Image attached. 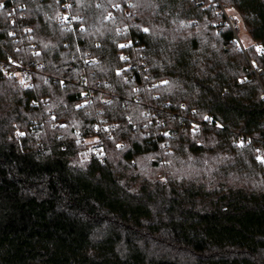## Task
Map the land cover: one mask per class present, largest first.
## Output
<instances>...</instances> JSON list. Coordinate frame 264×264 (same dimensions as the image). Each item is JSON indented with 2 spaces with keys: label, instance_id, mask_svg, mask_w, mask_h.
I'll use <instances>...</instances> for the list:
<instances>
[{
  "label": "trees",
  "instance_id": "16d2710c",
  "mask_svg": "<svg viewBox=\"0 0 264 264\" xmlns=\"http://www.w3.org/2000/svg\"><path fill=\"white\" fill-rule=\"evenodd\" d=\"M218 2L264 50V0H0V264H264V52Z\"/></svg>",
  "mask_w": 264,
  "mask_h": 264
},
{
  "label": "built area",
  "instance_id": "2783aa9c",
  "mask_svg": "<svg viewBox=\"0 0 264 264\" xmlns=\"http://www.w3.org/2000/svg\"><path fill=\"white\" fill-rule=\"evenodd\" d=\"M194 3H201L202 0H193ZM232 10V8H226L224 5L220 4L218 2V10L217 13L219 14H223L225 17V21L226 24L229 26V28L231 29L233 35H234V39L238 44V48L245 51L246 48H244L242 46V43L240 42L239 39V20L238 18H236L233 14H230L229 12ZM9 15H11L12 11L9 10L7 12ZM109 16H111V13L109 14ZM81 16L76 15L73 11H72V3L71 0H60V8L58 13L56 14L55 20L56 23L65 28V29H73L75 28V24H76V20L81 19ZM80 29H82V27H79ZM146 28H142L143 32L145 31ZM11 35H14V32L11 33ZM16 40V38H15ZM129 42H122L120 46L123 45V47L128 46ZM99 43L96 42L95 43V47H98ZM257 51H261L264 52V50L259 46V44L257 43H253L252 45ZM33 47V45H32ZM18 49V47H16ZM16 49V50H17ZM119 58L121 59H126L128 58V53H125L123 51H121L119 53ZM7 64H2L1 65V69H3L4 71H6L8 76H14L16 77L24 87L26 88H32L34 86V79H33V70L24 66L22 61L18 58H14L11 54H9L7 56ZM128 68H131L130 64H126L125 66H123V70H126ZM258 72H261V69L258 70ZM124 78L127 81L131 80V76L129 75H125ZM90 89L89 86L87 87V90ZM85 91L82 95L83 96H88V91ZM91 94L88 96V98L84 101V102H90L91 100ZM46 100V99H44ZM100 101L101 102H107L108 101V97L106 96H101L100 97ZM37 104V102H34L33 105ZM101 109H98L97 112H100ZM54 118V116H53ZM59 125H65V121L61 120L58 122ZM36 128V124L34 123L32 125V129ZM193 131L197 130V125L193 124L192 128ZM94 131L95 133L90 135L89 137H85L82 140V144H84V151L95 157V158H100L102 153H103V147H102V141H101V134L102 133H108V136L110 137L109 134V126L107 125H99V124H95L94 126ZM19 136L18 133H15V137L17 138ZM243 142V137H238L237 138V143L241 144ZM258 153L256 152V155Z\"/></svg>",
  "mask_w": 264,
  "mask_h": 264
},
{
  "label": "rangeland",
  "instance_id": "374dc122",
  "mask_svg": "<svg viewBox=\"0 0 264 264\" xmlns=\"http://www.w3.org/2000/svg\"><path fill=\"white\" fill-rule=\"evenodd\" d=\"M108 13H111V11H109ZM229 13L233 14L239 20V39H240V42L242 43V46L244 48L249 47L250 45H252V41L245 31V28L242 24L241 19L239 18V16L237 15V13L233 9ZM147 161H148V159H146V160L141 159L139 161V164H141L142 166L145 167L147 165Z\"/></svg>",
  "mask_w": 264,
  "mask_h": 264
},
{
  "label": "snow or ice",
  "instance_id": "6c2138e0",
  "mask_svg": "<svg viewBox=\"0 0 264 264\" xmlns=\"http://www.w3.org/2000/svg\"><path fill=\"white\" fill-rule=\"evenodd\" d=\"M3 7H4V5L2 3H0V8H3ZM145 31H147V29H145ZM121 47H123V45ZM261 162L264 163V159H262Z\"/></svg>",
  "mask_w": 264,
  "mask_h": 264
}]
</instances>
